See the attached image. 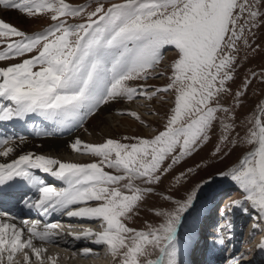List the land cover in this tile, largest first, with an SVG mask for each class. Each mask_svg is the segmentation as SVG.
Returning a JSON list of instances; mask_svg holds the SVG:
<instances>
[{
    "label": "snow or ice",
    "instance_id": "1",
    "mask_svg": "<svg viewBox=\"0 0 264 264\" xmlns=\"http://www.w3.org/2000/svg\"><path fill=\"white\" fill-rule=\"evenodd\" d=\"M0 6L51 21L42 30L27 32L0 19V121L36 114L64 128L82 126L110 104L141 97L168 103L171 94L163 130L152 137L124 138L130 142L107 138L101 143L77 137L70 144L98 162H64L28 152L0 163V198L23 183L39 194L24 199L26 207L98 223L100 231L72 235L91 238L111 257V264H181V229L193 217L200 194L217 177L233 182L241 194L226 206V227L234 208L254 211L255 229L264 223V102L253 106V119H237L252 81L244 78L235 91L231 86L242 50L256 51L250 39L264 27V0H109L107 6L96 0L94 8L66 0H0ZM77 18L80 22H70ZM169 47L176 56L163 70ZM260 75L264 82V72ZM160 77L167 83L151 92L138 83ZM226 98L234 103L226 105ZM127 114L139 119L135 111ZM214 133L219 134L212 155L221 161L231 154L229 145L243 143L247 148L233 164L207 172L195 183L193 178L210 165L198 163L180 171L174 176L179 195L165 194L166 206L146 209L155 217L152 223L145 221L140 229L129 226L176 166L199 154ZM14 151L7 147L0 156ZM38 172L50 174L64 187L46 184ZM58 227L17 222L0 212V264H44L46 249L36 242L58 243ZM258 248L264 251V242ZM80 254L100 255L93 248Z\"/></svg>",
    "mask_w": 264,
    "mask_h": 264
},
{
    "label": "rangeland",
    "instance_id": "2",
    "mask_svg": "<svg viewBox=\"0 0 264 264\" xmlns=\"http://www.w3.org/2000/svg\"><path fill=\"white\" fill-rule=\"evenodd\" d=\"M66 2L75 4V5H82V4H89L93 8L96 6V0H66ZM105 3V6L108 5L109 0H102ZM113 2H119V0H113ZM91 10V9H89ZM3 12V16H2ZM0 18H2L5 22L11 23L14 26L20 28L21 30H25L27 32L39 31L43 28L47 27L48 24L51 22L48 17H41V18H29L25 15L21 14L17 10L6 9L0 6ZM70 22H80L79 18L75 21ZM250 43L253 48H256V51L253 52L251 49L242 50L241 52V59L239 60L240 67L237 69L236 72V80L235 84H232V88L235 91L238 86L242 85L244 78H248L252 81L247 95L243 98L244 107L237 109V119H244V120H251L253 119V106L257 104V102H263L264 100V82H262L261 73L264 72V27L255 30V36L250 39ZM259 46V47H257ZM176 56V51L174 48H167L165 55L161 61V66L163 70H168V66L173 61ZM246 57V58H244ZM158 71L161 68L157 69ZM256 73V76L253 77L252 73ZM140 84H146L148 87V91H154L156 87L163 86L167 83L165 77H160L159 79H152L146 82L140 81ZM159 95H164L160 93ZM137 101V102H135ZM134 102L123 101L121 103H113L108 106H113L114 109L109 112L100 111L99 114L89 117L82 126H80L78 130V134L83 138L82 142L87 143H101L104 142L107 138H114L119 139L122 142H130L124 140L125 137H133V136H142V137H152L159 130H163V126L165 124V113L167 112L168 104L171 102V94H169L168 103L160 100L158 97L153 100H148L144 97H141ZM224 103L226 105H230L234 103L232 98H226ZM130 111H135L139 119L132 117L131 115L127 114ZM158 113V115H154L153 113ZM255 112L258 113L259 109H255ZM110 113V114H109ZM111 113L115 115V118H111ZM245 113L248 115L245 116ZM101 117H104L109 121V130L106 129V124L102 122ZM34 123H40L38 120H34ZM32 124V119L29 121ZM108 126V125H107ZM82 127V128H81ZM33 129V128H32ZM36 129V128H35ZM50 131V129H48ZM219 133H214L212 139L206 146H203V149L199 151V154H194V156L187 161V164L182 163L181 165L176 166V170L172 176H169L167 179L164 180L163 184L159 186L156 191L155 195H152L147 198L143 209L141 210L138 217H135L133 221L130 223L129 226L135 227L137 229L143 228L145 221L152 223L155 220V217L150 213V211L146 209H151L153 206L158 205H165V201L162 199V196L165 194H175L179 195L176 192V185L174 176L177 175L180 171L185 170L187 167H195L196 164L200 163L203 165H210L211 167L207 168L206 171H201L199 176H195L193 178V183L200 180L204 177L207 172L223 170L227 166L233 164L237 157L246 150L247 145L240 143L239 146L236 144L229 145L227 150L231 153L228 155L223 161H221L218 157L212 155L214 152V146L218 143L217 136ZM24 136V135H23ZM23 139H14L13 142L25 140V139H33L35 137L32 136H24ZM15 141V142H14ZM73 141H71L72 143ZM10 143V144H13ZM8 144V145H10ZM38 144H40L38 142ZM7 145V146H8ZM41 145V144H40ZM13 147V146H12ZM39 152V151H38ZM40 154L45 156H53L52 158H59L64 162H80V163H87V162H98L99 158L93 157L90 154H85L82 151L76 152L70 149L68 152H55V151H45L40 150ZM15 154V153H14ZM61 157V158H60ZM107 170V169H106ZM225 194H232L231 199H226L221 203V200ZM241 196L239 190L237 189L236 185L231 182L230 180H225L223 177H217L216 182H214L209 188L205 189L203 193L200 194V199L196 206V211L188 221V223L184 226L183 229L189 228L190 225L193 226V222L195 223L197 219L202 217L204 213H208L207 217L202 221V223L210 218L213 219V223H215L216 217L219 219L223 218L222 225L223 232L229 231V235H232V229L238 231L236 236L234 237V243L232 247L237 249V254L244 253L243 255L247 257L250 255L252 251L256 249L255 245H258L259 242H264V223H261L258 229L254 228L256 221L254 219L255 212L250 210V213H241L239 208H234L233 212L238 213L237 219L234 220V224L231 221V217L229 216L231 226L226 227L225 222V215L224 213L228 212L226 206V201L229 200L233 201L239 199ZM219 198V200H217ZM224 206V207H223ZM220 208L219 215L216 216V211L218 212V208ZM212 208L210 211L209 209ZM232 212V211H231ZM201 220V219H200ZM72 222L68 223H61V225H72ZM76 224V223H75ZM81 224L89 225L95 229V231H100L101 226L95 222H82ZM191 227V226H190ZM193 228V227H191ZM66 231L69 233H76L79 234L78 230H72L65 228ZM71 231V232H70ZM184 232V231H183ZM185 236L182 231L180 232L179 237V257H181V253L184 251V241ZM263 240V241H262ZM256 243V244H255ZM89 248V247H85ZM64 253L70 255L69 257L73 256L70 253L69 249L66 248H59ZM84 249V248H83ZM230 249V248H229ZM252 251H249V250ZM98 252H100L99 256H94L91 258H82L81 264H111V257H106L104 255V250L96 248ZM248 252H247V251ZM247 252V253H245ZM73 259V258H72ZM246 259V258H245ZM55 264H72L71 260L64 257H56L54 256ZM35 264V263H34ZM39 264V263H38ZM47 264V263H44Z\"/></svg>",
    "mask_w": 264,
    "mask_h": 264
},
{
    "label": "bare ground",
    "instance_id": "3",
    "mask_svg": "<svg viewBox=\"0 0 264 264\" xmlns=\"http://www.w3.org/2000/svg\"><path fill=\"white\" fill-rule=\"evenodd\" d=\"M2 16H3V12H2ZM0 19H2V18H0ZM135 102H137V101H135ZM113 109H114L113 106H106L101 111H104V112L106 111L107 112L109 110V112H111ZM30 115H32V114H30ZM34 115H36V114H34ZM36 116H39V115H36ZM110 116L113 119L115 118V115H113V113H111ZM25 119H26V117L23 118V119H13L12 122L17 123L19 126H24L23 132L27 131L30 134H35V135H38V136H43V135H46V136L45 137H41L39 139H25V140H20V141H17V142L14 141L15 144L13 142H11L13 144H10V143H9L10 145L7 144L8 146L6 145L5 147H3V149L0 152H2L5 148L12 147V146H13V148H15V151L13 153H11L8 157L0 156V163H8L12 159L17 158L19 155L26 154L28 152H31V153H34V154H40L39 153L40 150L41 151L45 150V151H50V152L51 151L52 152L53 151H55V152H58V151L68 152L71 149L70 148L71 141H74L75 138L78 137L81 141H85L78 134V130L76 131L74 129L75 128L74 126L73 127H69V128H64V127L60 126V128H58V129L55 128L54 129V131H55L54 133L48 131V128H46L44 126L35 127L36 129L30 130V127L27 126L25 124V122H24ZM101 119H102V122L104 124H106L105 125L106 129L109 128V121H107V119H105L104 117H101ZM107 130H109V129H107ZM38 142L41 145L38 144ZM50 157H53V156H50ZM19 184H23V183H19ZM31 192H32V190L29 189V190H22V191L15 192L13 194H9L11 202H9L8 205L15 206L16 209H19L22 212L26 211L29 208L26 207L23 204L22 201L24 199H28V198L34 199L33 198V194H31ZM24 194H25V197L22 196ZM231 195L232 194H229V195L225 194V196H223V198L221 200V203L224 200H226V199H231L232 198ZM6 200H7V198H6ZM217 200H219V198ZM227 202H229V201H226L225 203H227ZM224 206H226V205H224ZM33 209H35V208H33ZM52 214L55 215L56 213L52 212ZM54 220H58V219H56V217H54ZM35 221H40L41 222V226L43 225V222H44L42 218H38ZM63 221L68 222V223L72 222L71 223L72 225H70L69 228L74 230V231L78 230L79 234L75 233L76 235H82V233L85 230H87V229H93L95 231V229L92 228L91 226L85 225V224H81L82 222H85V221L89 222V220H87V219L75 218L74 220L69 219V220H63ZM216 222L218 223L217 220H216ZM212 226H213V223H212ZM223 230H224L223 227L215 228L216 234L211 235L210 239H213V240H211L212 243H213L214 240L219 241L220 239H223L224 240L223 244L215 243L214 245L217 246V247H221V251L226 252L228 250V247H230V248L232 247V244L234 243V240H232V239H234V237L232 239L231 238H225L226 234H224ZM56 231H58L60 233V237H59V242L58 243H48V242H39V241L36 242V245L38 247H44L46 249V252H44L42 254V257L44 259V263L52 264V262L54 260V256H56L57 258L58 257H64V258L67 257L68 260H71L72 264H81L82 258H91V257H84L83 255L80 254L82 252L83 248H85V247L93 248L94 251L98 252V250H96V248L98 246H96V245H94L92 243V239L91 238H88V239H74L72 233H67L66 230L63 227L58 228ZM186 242H187V240L184 239V241H183V245H184L183 249L184 250H185ZM62 247L66 248V249H69L70 253H72L73 256L69 257L70 255L64 253L62 250L59 249V248H62ZM214 249H215V247L211 246L209 250L213 251ZM249 251H252V250L250 249ZM235 252H237V249L236 248H231L230 255L224 256L223 254L222 255L219 254L218 256H216V259H218L219 261H222V262L230 261L229 258L232 257ZM247 252H245V253H247ZM245 257L246 256L243 255L237 261H239V262H241V261H244V262L249 261L247 259V257H246V259H245ZM226 258H228V259H226ZM17 259H19V256L17 257ZM80 259H81V261H80ZM237 261H235V263ZM34 263L38 264L39 262H35L34 261ZM251 264H253V263H251Z\"/></svg>",
    "mask_w": 264,
    "mask_h": 264
}]
</instances>
